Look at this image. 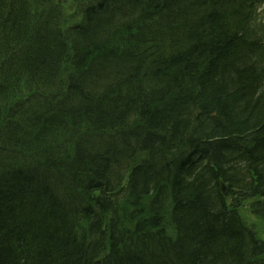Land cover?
<instances>
[{"label":"trees","instance_id":"obj_1","mask_svg":"<svg viewBox=\"0 0 264 264\" xmlns=\"http://www.w3.org/2000/svg\"><path fill=\"white\" fill-rule=\"evenodd\" d=\"M87 3L0 0V264H264V0Z\"/></svg>","mask_w":264,"mask_h":264},{"label":"rangeland","instance_id":"obj_2","mask_svg":"<svg viewBox=\"0 0 264 264\" xmlns=\"http://www.w3.org/2000/svg\"><path fill=\"white\" fill-rule=\"evenodd\" d=\"M93 0H54V4L59 5L64 12V24L71 25L77 21H79V15L82 11L81 9L92 2ZM80 5V8H79ZM258 18L261 21V27H264V4L260 7L258 11ZM110 83V80L106 82L105 86ZM24 93H22V97L26 96L29 91L25 89ZM241 216L244 223L252 227L254 231L257 233L258 237L264 241V221L257 216L253 215L249 209V207H244L241 210Z\"/></svg>","mask_w":264,"mask_h":264},{"label":"bare ground","instance_id":"obj_3","mask_svg":"<svg viewBox=\"0 0 264 264\" xmlns=\"http://www.w3.org/2000/svg\"><path fill=\"white\" fill-rule=\"evenodd\" d=\"M139 24H141V25H149L148 23H143V22H140ZM139 33H141L142 34V32H141V30H140V32ZM65 83H67V84H69L70 85V87L72 88V89H74V88H76V85H81V84H83V78H74L73 79V82H72V84L71 83H69V82H67V81H65ZM46 92H49V94H48V97H50V95L52 96V97H54V98H58L59 100L61 99H63L64 97H65V94H63V90H61V89H63V88H58V89H56V90H53L52 89V87H46ZM29 93L30 92H28V94L26 95V96H24V97H28V95H29ZM66 94H67V96H69L70 95V92L69 91H66ZM24 97H22V98H24ZM76 97H74V99H75ZM48 99V98H47ZM46 99H44V97H43V94H36V93H32V95L30 96V98H29V100H28V103L29 104H27L26 106H25V109L28 111V108L30 107V106H32L33 104H39V105H42V104H44V101H45ZM185 135H186V139L185 140H187V141H185V146L186 147H190V149L193 151V152H195L196 153V151H197V146H196V144H199V143H197V142H203V138H200L199 140H196V138L195 137H193L192 135H189V132H185L184 133ZM144 141H145V139H144ZM153 143V141L151 140H147V144L150 146L151 144ZM136 227H139V225L137 224L136 225Z\"/></svg>","mask_w":264,"mask_h":264}]
</instances>
